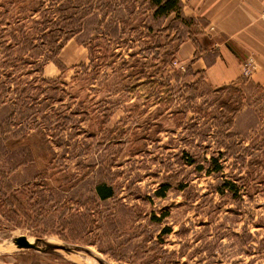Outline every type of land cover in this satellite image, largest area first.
I'll use <instances>...</instances> for the list:
<instances>
[{
    "label": "rangeland",
    "instance_id": "1",
    "mask_svg": "<svg viewBox=\"0 0 264 264\" xmlns=\"http://www.w3.org/2000/svg\"><path fill=\"white\" fill-rule=\"evenodd\" d=\"M56 2L0 0V45L16 62L0 77V264H264V94L249 83L241 97L213 90L174 69L176 24L152 40L141 23L132 28L169 25L152 19L149 0H70L76 14L42 41L38 27ZM70 29L95 51L93 63L38 81L22 51L43 58ZM145 42L167 56L153 62ZM99 51L138 53L145 73L114 76L120 61L104 68ZM221 153L214 172L210 157ZM227 182L235 193L222 191ZM98 183L114 196L98 200ZM19 237L41 248L18 246Z\"/></svg>",
    "mask_w": 264,
    "mask_h": 264
},
{
    "label": "crops",
    "instance_id": "2",
    "mask_svg": "<svg viewBox=\"0 0 264 264\" xmlns=\"http://www.w3.org/2000/svg\"><path fill=\"white\" fill-rule=\"evenodd\" d=\"M179 2L185 25L176 22L181 42L174 59L184 69H174L185 71L193 81L201 80L211 88L244 82L264 90V24L260 20L264 0ZM172 19L173 15L167 17L169 22ZM164 26L162 23L160 28ZM88 58L87 46L70 38L60 49L58 64L48 62L43 66V77L58 78L62 71L83 65ZM247 61H251L252 68L245 77Z\"/></svg>",
    "mask_w": 264,
    "mask_h": 264
},
{
    "label": "trees",
    "instance_id": "3",
    "mask_svg": "<svg viewBox=\"0 0 264 264\" xmlns=\"http://www.w3.org/2000/svg\"><path fill=\"white\" fill-rule=\"evenodd\" d=\"M69 2H70V0H58V2H56V3L52 4V5H49L47 7L45 13L48 14V16L50 18V21H48L47 23L43 22V23L40 24L41 26L38 27V28H40V31L43 30L42 32H45L44 34H46V37H43L42 41L43 40L46 41L47 38L50 37L51 34H54L53 30L54 31L60 30L56 26L54 28H52L51 27L52 24H54V25H61L62 23L64 24L66 19H69L71 15L76 14V11L74 10V8L76 9V8H78V6L77 5H72ZM148 3H150V6H151V8L153 10L152 11V16H153L152 19L154 21H158V20H161L163 18H167L170 15H173L172 21H170L169 25H167L165 28H160L159 27V29H154L151 25H147V22L143 21L144 22L143 23V22H139L138 21V22L134 23V25L132 27L134 30L136 28L140 27V23H141L142 26L146 29L148 37L150 36V39L152 40L153 37L157 33L173 29V26H174L173 24H176L177 21H179L180 23L185 25L184 20L180 16L181 7H180L179 0H149ZM43 10L44 9L41 7V8H38V9H33L31 12L36 15V14H39L40 12L42 13ZM70 12H74V13L71 14ZM56 13L59 14L60 18H62V22L53 23V19H54V16L56 15ZM174 27H175V36H176L175 39L177 41V46H178V44L181 42L180 31H179V29H178V27L176 25ZM63 31L65 33V30H63ZM76 31H77V29H70V32L68 33V35L66 37H64L62 40H64L66 42L67 40H69L70 38L73 37V35L75 34ZM106 34L110 38V35L108 33H106ZM65 42H63V43L61 42V44L59 46H57L54 51H47L48 55L43 56V58L42 57L41 58L40 57L36 58L35 56H37L39 54V51H35V50L34 51H22V56L27 54V57H25V58L22 57L21 58V56H19V58H20V60L23 63H27L28 61H30L31 65L33 66V69H35V71L36 70L39 71L40 75L38 76V81H41L43 83L55 82L56 80L44 78L43 74H42V70H43V66L45 64H47L48 62H54V63L58 64L57 56H58V54L60 52V49L65 44ZM146 42H148V41H146ZM146 42H145V47H146V49H149L152 52V61L153 62L155 60H158L159 58H161L163 60L167 56V54H163V55L159 56L160 51L157 50L158 45H152L151 43H146ZM28 43L29 42L27 41V44ZM30 46L31 45H28V47H26V49L29 48ZM177 46H176V48H177ZM36 48L37 47H34V49H36ZM176 48H175V50H176ZM154 50H156V51H154ZM0 51H1L0 54H1V57H2L0 59V77L1 76L2 77L5 76V79H6L10 75V71H8V70L10 68H13L16 65V62L14 61L15 58L13 57V53H12L13 49H10L6 45H0ZM94 52L95 51H88L89 59H90L89 61H91V64L93 63ZM175 52L176 51H174L173 54H175ZM99 53L103 54L102 55L103 56V60L106 62L104 68H106L108 66H114L117 61H120V63L118 64L117 67H112V69H111L110 73L113 74L114 76L118 75V76H120L122 78H125V79L127 77H130L131 74L125 72V71H127L126 67L127 68L129 67L131 70L134 69V71H133L134 72V75H133L134 78L135 77L137 78L141 74V72H143V70H144L143 68L145 66V63L143 62L142 59L137 57L138 53H129L127 55V57H123V54L116 53L115 51H102V52L99 51ZM34 57L36 58L35 61H34ZM162 60H160V61H162ZM174 60L175 59L173 58L172 61H174ZM143 73H145V72H143ZM147 78L153 79V78H155V76H152V74L149 73L147 75ZM196 82H197V84L198 83L204 84L201 80H197L194 83H196ZM242 84H247V83L235 82V83H232L230 85H225V86H222V87H219V88H211V87H209V86H207L205 84L204 85L209 87V88H211V89H213V90H218V91L228 90V89L234 90L235 89V90H238V93H239V95L241 97L242 93H244L240 89V86ZM249 84H251V83H249ZM0 85H1L0 86V97L5 95L4 98H6L7 93H8V89H7L6 85H5V82L4 81L0 82ZM150 85H152V82H151ZM251 87L260 90L264 94V90L262 88H260V87H258L256 85H253V84H251ZM24 90L22 91V93H24ZM245 97L247 98L246 95H245ZM231 100H233V99H231ZM258 100H259V98L256 99V101H258ZM19 102L22 103V107L24 108L25 113L29 112L30 110H33V107L29 108V107L24 106V104H27V103H24L21 99L17 100V103H19ZM6 104L7 103H5V101H3V102H1L0 106L4 107ZM12 104H14V103H12ZM222 105H224V107L227 108L229 105H231V101L230 100L220 101L219 107L221 108ZM9 107H11V105ZM232 109H233V111L237 110V108H235V106ZM15 110L19 111V108H15ZM229 113H232V115H233V116H231L229 118V120L231 122V121H233V118H234L236 112H235V114L232 111H230ZM229 120L227 122H229ZM35 128L37 129L38 133L43 135V137H44V135H46V134L43 133L44 130L41 129L40 124H36ZM45 137H47V136H45ZM222 156L223 155L221 153L217 157H215V156H211L210 157V165L213 166L214 172L220 173L222 171V165L218 162V158H220ZM197 169L199 171L204 170V168L201 165H198ZM209 172L210 171L208 170L207 173H209ZM163 188H166V186H163ZM165 190L166 189H164V190H161V189L156 190L154 192V195L158 196V197H164ZM224 190H229V191L235 193L236 192V186L234 185V183H230V182L223 183L222 191H224ZM93 192H94L96 198L98 200H100V201H106L108 199H111L114 196L113 187L111 185L107 184V183H98V184L94 185ZM11 198L13 199L14 196H11ZM165 217H166V214H162L161 218L163 219ZM161 218L157 217L154 214L150 216V220L153 221V222H160ZM170 232H171V230L169 228L162 229V233L165 234V235L169 234Z\"/></svg>",
    "mask_w": 264,
    "mask_h": 264
},
{
    "label": "built area",
    "instance_id": "4",
    "mask_svg": "<svg viewBox=\"0 0 264 264\" xmlns=\"http://www.w3.org/2000/svg\"><path fill=\"white\" fill-rule=\"evenodd\" d=\"M260 20L261 22L264 24V9L262 10V12L260 13ZM173 66L178 68V69H181L183 70V66L179 65V63L174 60L173 61ZM251 68H252V65H251V61H247L245 64H244V68H243V75L246 77L247 75H249V73L251 72Z\"/></svg>",
    "mask_w": 264,
    "mask_h": 264
},
{
    "label": "water",
    "instance_id": "5",
    "mask_svg": "<svg viewBox=\"0 0 264 264\" xmlns=\"http://www.w3.org/2000/svg\"><path fill=\"white\" fill-rule=\"evenodd\" d=\"M16 245L24 247V248H28L31 245L29 244V242L25 239V237H19L15 240Z\"/></svg>",
    "mask_w": 264,
    "mask_h": 264
},
{
    "label": "bare ground",
    "instance_id": "6",
    "mask_svg": "<svg viewBox=\"0 0 264 264\" xmlns=\"http://www.w3.org/2000/svg\"><path fill=\"white\" fill-rule=\"evenodd\" d=\"M48 243H49V241H47ZM29 244L31 245V246H36V247H40V246H37L36 244L34 245V243H31V242H29ZM51 245V244H50ZM44 246V245H43ZM45 247V246H44ZM41 248V247H40ZM78 256V255H77Z\"/></svg>",
    "mask_w": 264,
    "mask_h": 264
}]
</instances>
